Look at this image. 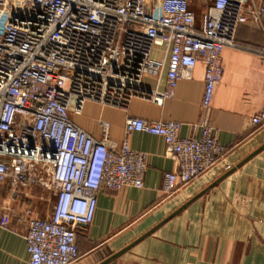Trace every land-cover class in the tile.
Listing matches in <instances>:
<instances>
[{
	"label": "built area",
	"instance_id": "built-area-1",
	"mask_svg": "<svg viewBox=\"0 0 264 264\" xmlns=\"http://www.w3.org/2000/svg\"><path fill=\"white\" fill-rule=\"evenodd\" d=\"M246 2L212 0L198 21L189 0H0V186L12 198L34 188L53 196L45 217L10 201L0 208V226H25L30 264H75L78 230L93 221L98 191L144 187L147 154L130 146L132 133L165 140L178 166L164 176L166 195L228 153L206 119L196 137L180 136L177 121L128 117L117 149L108 122H100L97 139L71 116L87 101L124 107L138 96L162 104L198 62L205 66L202 108L209 110L224 49L236 45L250 19L264 22V0L249 11ZM146 77L155 78V88L145 86ZM251 123L264 126V105Z\"/></svg>",
	"mask_w": 264,
	"mask_h": 264
},
{
	"label": "crops",
	"instance_id": "crops-1",
	"mask_svg": "<svg viewBox=\"0 0 264 264\" xmlns=\"http://www.w3.org/2000/svg\"><path fill=\"white\" fill-rule=\"evenodd\" d=\"M189 1L198 21L212 4ZM262 1L247 0V10ZM263 42L264 22L250 19L239 27L236 45L222 53L223 75L209 110L202 108L205 66L198 62L162 104L136 96L124 107L87 101L81 114L72 113L74 123L97 139L100 122H108V141L117 149L127 137L128 117L177 121L180 136L196 137L206 119L228 148L214 167L166 195L164 176L178 166L165 140L129 135L130 146L147 154L144 187L98 191L93 221L78 230L81 256L75 264H264V126L251 123L264 105ZM144 82L156 87L155 78ZM165 88L163 76L159 89ZM9 194L4 200L11 203ZM24 234L16 220L11 228L0 226V264H30Z\"/></svg>",
	"mask_w": 264,
	"mask_h": 264
},
{
	"label": "rangeland",
	"instance_id": "rangeland-1",
	"mask_svg": "<svg viewBox=\"0 0 264 264\" xmlns=\"http://www.w3.org/2000/svg\"><path fill=\"white\" fill-rule=\"evenodd\" d=\"M7 193L9 194L8 189L0 186V208L5 206L8 201L4 200L7 199ZM16 198L18 199L14 202L13 199ZM13 199H11V205L13 208L30 207L34 212V215L39 217L47 216V212L53 204V196L51 193L43 192L35 188L21 192V194H18Z\"/></svg>",
	"mask_w": 264,
	"mask_h": 264
}]
</instances>
